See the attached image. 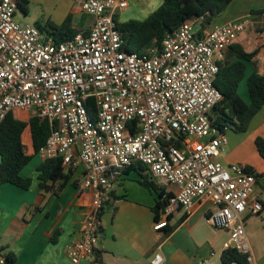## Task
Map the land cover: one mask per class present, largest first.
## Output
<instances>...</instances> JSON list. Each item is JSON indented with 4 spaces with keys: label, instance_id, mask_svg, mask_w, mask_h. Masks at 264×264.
<instances>
[{
    "label": "built area",
    "instance_id": "2783aa9c",
    "mask_svg": "<svg viewBox=\"0 0 264 264\" xmlns=\"http://www.w3.org/2000/svg\"><path fill=\"white\" fill-rule=\"evenodd\" d=\"M20 1L0 0V124L10 111L34 113L52 129L40 158L60 159L67 172L82 168L79 188L90 189L93 201L68 248L71 261L97 263L101 213L121 201L123 171L141 163L160 186L176 189L166 191L156 231L169 226L176 205L189 214L197 201H209L207 224L227 230L229 248L251 262L245 223L264 211L259 176L219 160L228 139L213 117L222 98L215 79L246 22L198 36L199 19L187 21L140 56L125 49L118 17L144 0H83L81 11L94 24L62 42L18 22ZM164 262L161 252L151 259ZM0 264H8L2 253Z\"/></svg>",
    "mask_w": 264,
    "mask_h": 264
},
{
    "label": "crops",
    "instance_id": "0c3cea01",
    "mask_svg": "<svg viewBox=\"0 0 264 264\" xmlns=\"http://www.w3.org/2000/svg\"><path fill=\"white\" fill-rule=\"evenodd\" d=\"M82 1L21 0L20 3H28V13H24L25 21L31 16L35 6L42 8L38 19L37 16L28 19L35 26L43 27L46 22L61 25L70 16L73 29L77 33L88 34L95 18L81 11ZM237 2L238 0H233L227 10L217 16L204 32L206 34L215 25L246 22L245 29L236 42L247 52L257 51L252 63L247 64L245 78L239 86L241 98L250 103L247 85L249 76L254 72L264 76V31H261L264 28V14L254 13L264 9V0ZM147 9L150 15L153 10ZM42 31L48 33L46 30ZM24 113L29 117L34 116L32 112ZM14 114L20 118L18 112ZM250 124L255 126L257 132L262 129L264 107L253 117ZM27 132L23 142L28 152L33 153L30 132ZM262 135L264 137V133ZM225 161L226 159L221 160L227 165L228 162ZM239 161L255 172L250 161L236 160ZM43 162L37 154L21 172L23 177L32 179L29 189L11 183L0 185V250L4 256L12 255L14 264H74L67 251L80 237L92 205L93 192L79 188L82 168L73 170L69 182L59 194L42 189L39 185L38 168ZM133 173L135 174L133 171H123L116 184V195L121 201L115 207L107 206L101 213L102 231L96 264H151V259L158 252L164 255V264H199L205 261L209 264H223L222 253L229 248V232L207 224L206 216L211 209L209 201H197L189 214L178 207L170 215L169 226L156 231L154 225L158 220H155L153 207L157 195L139 182L137 185L128 182L134 176ZM136 174L134 181H139L140 175ZM151 178L157 183L152 176ZM263 179L262 176L258 179L257 192L264 204L259 188L263 185ZM48 184H54L56 189L60 182L50 181ZM164 188L168 192L176 190L173 186ZM250 221L255 226L251 235L246 227L252 250L250 264H264V211L260 217H247L245 226ZM169 229L173 231L168 232ZM79 264L91 263L81 261Z\"/></svg>",
    "mask_w": 264,
    "mask_h": 264
},
{
    "label": "trees",
    "instance_id": "16d2710c",
    "mask_svg": "<svg viewBox=\"0 0 264 264\" xmlns=\"http://www.w3.org/2000/svg\"><path fill=\"white\" fill-rule=\"evenodd\" d=\"M232 2L233 0H163L159 8L145 20L119 23L118 28L122 34L125 49L143 56L149 49L160 47L166 34L177 31L187 21L199 19L200 29L197 30V34L203 36L205 29L217 16L224 13ZM19 7L25 14L28 13V3H19ZM254 13L264 14V9ZM37 27L46 30L56 42L71 39L77 34L72 27L70 16L61 25L46 22L43 27L40 25ZM261 31H264V28ZM256 53L257 51L247 52L242 45L234 42L228 48L226 59L220 65L214 84L222 98L213 108V117L215 125L222 132L231 129L245 132L253 117L264 107L263 75L254 72L247 80L250 103L245 102L239 94V86L245 78L247 64L252 63ZM27 131L30 132L33 153L28 152L23 142ZM51 131L49 122L36 115L29 117L28 120H22L15 116L14 111L7 113L0 124V185L11 183L23 189L30 188L32 179L23 177L21 172L38 154ZM255 143L259 155L264 160V139L258 138ZM73 170L65 172L60 159H46L38 168L39 185L42 189L59 194L69 182ZM126 170L139 174L138 182L157 195L153 211L155 220H159L171 194L166 193L164 187L153 181L147 173V168L141 163L133 164ZM258 176L261 177V175ZM50 181L60 182V184L55 189L54 184H48ZM178 207L180 206L174 207L173 213ZM173 229H169L168 232H172ZM6 259L8 264L15 263L14 257L10 254L6 255ZM222 262L223 264H250L247 255L232 248L223 251Z\"/></svg>",
    "mask_w": 264,
    "mask_h": 264
},
{
    "label": "rangeland",
    "instance_id": "374dc122",
    "mask_svg": "<svg viewBox=\"0 0 264 264\" xmlns=\"http://www.w3.org/2000/svg\"><path fill=\"white\" fill-rule=\"evenodd\" d=\"M241 1L243 2L244 0H238L237 3H240ZM161 4H162V0H145L141 2H132L131 7L128 11L119 14V17H118L119 23H125L130 20L143 21L149 16L148 15L149 11L147 8H152L153 10L152 13H153L155 10L159 8ZM41 14H42V8L39 5H37L32 10L31 16L27 18V21L24 20L25 14L23 10L21 9L17 10L15 19L18 22H21V23L24 22L23 23L24 25L35 26L28 19L35 18L36 16L38 19V17ZM198 29H200L199 24L196 25V31ZM14 112H18L17 115L22 120H27L29 118L28 114L24 113V111L14 110ZM25 133H28V132H25ZM262 133H264V126L259 132H257V129L255 128V126H253V124H250V123H249L247 130L244 133H238L233 129H231V131L227 130L226 137L228 138V140L230 139L229 140L230 143L225 146V150L224 152H222L219 160L221 161L223 159H226L225 162H228L227 166L231 164H245V163H241L240 161L236 162L237 159H244L245 162L250 161L255 173L264 177V160L260 157L256 149V143H255L258 138L264 139ZM135 174L132 178H129L128 182L134 183V185H137L139 183L137 180L134 181ZM262 184L263 185L262 186L260 185L259 188L262 191V195L264 199V179L262 180ZM246 227H247V232L250 235L255 230V226H253L252 221L248 222Z\"/></svg>",
    "mask_w": 264,
    "mask_h": 264
}]
</instances>
